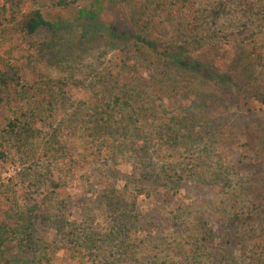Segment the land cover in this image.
<instances>
[{"label":"trees","instance_id":"obj_1","mask_svg":"<svg viewBox=\"0 0 264 264\" xmlns=\"http://www.w3.org/2000/svg\"><path fill=\"white\" fill-rule=\"evenodd\" d=\"M122 1L141 30L106 23L102 0H39L35 5L11 1L19 8L13 20L30 39L29 49L48 67L68 74L40 75L31 84L20 83L7 134L25 153H53L48 179L52 194L66 189L84 167L132 163L169 197L190 179L223 184L234 192L237 203L220 227L201 223L185 234V243L182 239L176 243V249H170L167 241L143 245L137 214L124 222L131 206L127 192L113 182L104 195L106 211L120 215L111 232L60 218L54 225L63 244L54 246L40 236L37 207H29L12 215L13 224L0 223V249L18 241L32 257L10 255L2 258L4 264H50L66 248L73 258L90 255L86 261L94 264H231L239 250L252 262L264 264V183L254 174L242 175L224 160L225 149L240 138V131L225 119L230 97L222 88L230 77L213 74L207 63L187 51L220 37L225 22L253 25L263 32L264 0ZM46 8L70 11L72 16L49 18ZM6 10V3L0 2V22ZM148 29L174 37L163 43L145 34ZM103 37L123 46L121 62L103 73L94 69L88 89L96 93L88 101H77L75 82L84 79L75 75V66L85 48ZM234 67L246 80L258 82L250 98L264 110V74L256 73L255 62L244 53ZM13 80L0 66V87ZM261 143L264 137L259 135L252 145L257 149ZM262 165L251 162L249 172L263 170ZM181 255L182 260L176 261Z\"/></svg>","mask_w":264,"mask_h":264},{"label":"rangeland","instance_id":"obj_2","mask_svg":"<svg viewBox=\"0 0 264 264\" xmlns=\"http://www.w3.org/2000/svg\"><path fill=\"white\" fill-rule=\"evenodd\" d=\"M12 0H0L6 3L7 10L0 22V66L8 75L15 78L10 86L0 87V223L13 224L12 215L18 211L27 210L29 207H37L40 215V236L54 246L62 245V237L57 231L54 221L63 219L77 221L84 227L95 225L104 233L111 232L112 225L119 223L120 215L106 211L104 195L115 182L120 191L127 192L130 207L126 208L124 222L134 220L137 214L140 225L138 239L142 244L157 246L161 241H167L170 249H176V243L182 239L185 243V234L193 232L201 223L220 227L232 213L236 197L231 189L223 184H201L195 180L185 179L179 190L172 196H167L165 191L148 179L141 176L142 167H136L132 163H121L117 167L105 168L101 164L95 167H86L79 170L75 179L65 186L66 189L57 193H50V169L53 160L51 152L42 151L41 156H35L29 152L21 151L15 140L11 139L6 129L9 120L13 117L15 108L16 90L20 83L31 84L38 77H61L68 72L57 68H50L37 59L34 51L29 49V40L19 30L14 17L18 11L17 5L11 4ZM27 5H35L39 0H24ZM104 5L103 20L106 23L124 29L141 30L140 24L134 21L130 7L122 0H102ZM49 18L58 15L72 16L70 11H58L55 8H46ZM223 32L217 39H212L200 49L189 46L188 53L207 63L213 74L219 77L224 74L230 80H225L224 93L228 99L229 108L225 111V119L229 126L240 131V138L235 145L225 149V161L237 166V170L246 176L254 174L258 181L264 183L263 170H251L250 163H264L263 147L254 148L256 137H264V110L262 105L250 98V93L257 83L244 78L240 71L234 67L236 58L244 53L255 62L256 73L264 74V31L261 32L253 25L240 26L237 23L225 22ZM149 37L167 43L174 35L163 30H146ZM108 38H99L94 45H88L81 49L84 51L79 59L74 72L83 83L75 82L74 99L88 101L96 92L88 89L91 80L97 73L112 70L121 62L122 47ZM30 50V51H29ZM93 65V69L90 67ZM229 79V78H227ZM224 80V79H223ZM19 81V83H18ZM52 132V131H51ZM227 165V164H226ZM143 166V165H142ZM264 167V165H262ZM108 169L115 170L109 171ZM135 179V180H134ZM50 193V194H49ZM242 202L238 203L241 204ZM46 214V215H44ZM51 218L50 220H47ZM188 241V239H187ZM187 248V247H186ZM189 248V247H188ZM27 249L18 241L11 242L5 249H0V264H4L2 258L12 256H29ZM70 249H60L58 258L50 264H94L86 261L90 257L82 259L78 254L71 256ZM33 255V254H32ZM120 252L116 253L119 257ZM86 256V254H85ZM95 257V254L92 255ZM182 255L176 257L181 261ZM109 258V260H111ZM116 260V258L114 259ZM109 264V263H108ZM231 264H258L252 262L251 257L242 251H238Z\"/></svg>","mask_w":264,"mask_h":264}]
</instances>
